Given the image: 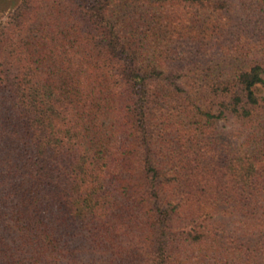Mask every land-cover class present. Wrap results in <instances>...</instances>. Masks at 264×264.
Wrapping results in <instances>:
<instances>
[{"label":"trees","instance_id":"1","mask_svg":"<svg viewBox=\"0 0 264 264\" xmlns=\"http://www.w3.org/2000/svg\"><path fill=\"white\" fill-rule=\"evenodd\" d=\"M14 3L0 264H264V0Z\"/></svg>","mask_w":264,"mask_h":264},{"label":"rangeland","instance_id":"2","mask_svg":"<svg viewBox=\"0 0 264 264\" xmlns=\"http://www.w3.org/2000/svg\"><path fill=\"white\" fill-rule=\"evenodd\" d=\"M16 8V3L14 0H0V27L5 25L12 18ZM183 24V23H180ZM182 32L181 34H183ZM216 125L218 127L230 128L232 123H226L224 121H217Z\"/></svg>","mask_w":264,"mask_h":264}]
</instances>
